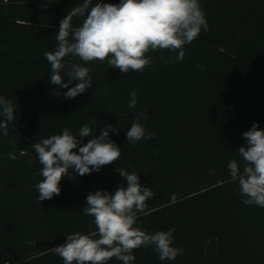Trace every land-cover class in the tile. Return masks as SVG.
<instances>
[{
	"label": "trees",
	"instance_id": "1",
	"mask_svg": "<svg viewBox=\"0 0 264 264\" xmlns=\"http://www.w3.org/2000/svg\"><path fill=\"white\" fill-rule=\"evenodd\" d=\"M81 2L0 0V95L12 101L16 117L7 136L0 130V264H63L51 248L67 234L95 231L82 210L87 194L127 186L116 168L136 172L155 193L137 226L148 233L174 227V246L184 249L174 261H161L142 247L133 264H264V208L242 203L227 167L231 159L243 167L237 151L246 146L243 133L253 123L264 130V0H200L209 30L185 45L180 62H163L176 53L150 52L149 67L124 74L106 61L66 57L88 67L93 79L83 94L66 99L68 89L51 84L43 53L56 49L60 20ZM132 90L135 108L128 107ZM138 115L156 136L133 146L126 131ZM84 124L93 136L106 124L119 129L109 138L120 158L89 175L70 171L73 179L61 180L58 196L38 201L42 165L31 144L66 127L78 135Z\"/></svg>",
	"mask_w": 264,
	"mask_h": 264
},
{
	"label": "clouds",
	"instance_id": "2",
	"mask_svg": "<svg viewBox=\"0 0 264 264\" xmlns=\"http://www.w3.org/2000/svg\"><path fill=\"white\" fill-rule=\"evenodd\" d=\"M81 23L73 25V19ZM208 31L206 15L200 0H119V3L93 4V0H82L72 7L60 20L56 33L57 47L45 51L43 56L50 64V82L61 89L66 99L83 94L92 86L91 70L83 64L93 61L118 68L121 73L143 72L152 64L150 52L168 51L175 57L164 63L183 61L185 45L191 44L201 33ZM66 57L79 58L81 63L65 61ZM67 72L70 80L65 83L61 75ZM78 81L74 87L69 84ZM138 103L136 90L130 92L129 108ZM14 104L0 95V130L8 135L9 124H14ZM148 119L147 114L142 117ZM137 116L126 131L127 141L135 146L142 139H154V132L146 131ZM109 131L118 134L119 129L111 124L100 129V135H92V128L84 124L74 135L67 127L61 134L40 138L32 147L42 165L38 175L42 179L34 184L39 193L38 201L50 200L61 192L60 182L70 171L77 176L99 172L103 166L117 161L121 156L120 147L109 138ZM79 137L80 139H77ZM84 137H91L83 144ZM246 146L239 147L237 159H231L227 167L232 181L238 182L239 195L244 205L264 208V130L253 123L243 133ZM78 149V151H75ZM8 158L16 159L10 152ZM131 167V165H129ZM127 181L119 184L114 192L97 190L86 196L84 215L93 217L95 231L88 234L74 232L66 235L65 243L51 248L63 264H108L113 258L123 264H133V254L139 248H149L158 254L161 261H174L184 254L183 247L174 246L175 228L167 231L148 233L137 226L138 213L143 212L149 199L155 193L140 183L136 172L116 168ZM28 240L29 246L36 245Z\"/></svg>",
	"mask_w": 264,
	"mask_h": 264
}]
</instances>
